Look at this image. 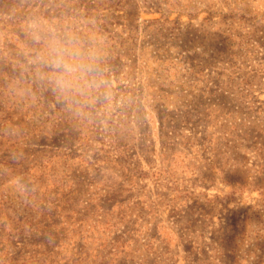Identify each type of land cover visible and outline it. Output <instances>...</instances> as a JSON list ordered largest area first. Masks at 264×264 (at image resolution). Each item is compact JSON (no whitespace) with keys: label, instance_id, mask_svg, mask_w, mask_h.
<instances>
[{"label":"rangeland","instance_id":"obj_1","mask_svg":"<svg viewBox=\"0 0 264 264\" xmlns=\"http://www.w3.org/2000/svg\"><path fill=\"white\" fill-rule=\"evenodd\" d=\"M34 14L117 107L22 78ZM0 264H264V0H0Z\"/></svg>","mask_w":264,"mask_h":264},{"label":"clouds","instance_id":"obj_2","mask_svg":"<svg viewBox=\"0 0 264 264\" xmlns=\"http://www.w3.org/2000/svg\"><path fill=\"white\" fill-rule=\"evenodd\" d=\"M23 31L22 78L50 92L77 117L91 116L101 108L117 107L111 81L105 73V55L95 39L70 25L43 15H29ZM120 100L119 108H126ZM23 190L27 185L21 184Z\"/></svg>","mask_w":264,"mask_h":264}]
</instances>
